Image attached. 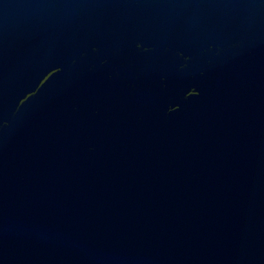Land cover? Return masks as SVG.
Listing matches in <instances>:
<instances>
[{"label": "water", "instance_id": "1", "mask_svg": "<svg viewBox=\"0 0 264 264\" xmlns=\"http://www.w3.org/2000/svg\"><path fill=\"white\" fill-rule=\"evenodd\" d=\"M0 264H264V0H0Z\"/></svg>", "mask_w": 264, "mask_h": 264}]
</instances>
